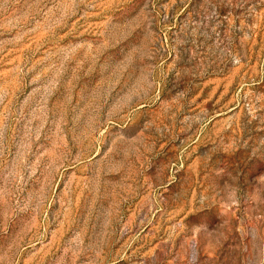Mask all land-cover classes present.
<instances>
[{
  "label": "rangeland",
  "instance_id": "rangeland-1",
  "mask_svg": "<svg viewBox=\"0 0 264 264\" xmlns=\"http://www.w3.org/2000/svg\"><path fill=\"white\" fill-rule=\"evenodd\" d=\"M0 264H264V0H0Z\"/></svg>",
  "mask_w": 264,
  "mask_h": 264
}]
</instances>
